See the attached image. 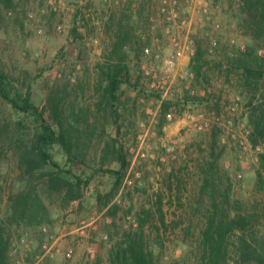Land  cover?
Returning a JSON list of instances; mask_svg holds the SVG:
<instances>
[{"label": "rangeland", "instance_id": "1", "mask_svg": "<svg viewBox=\"0 0 264 264\" xmlns=\"http://www.w3.org/2000/svg\"><path fill=\"white\" fill-rule=\"evenodd\" d=\"M177 1L138 0L135 6L130 0H12L7 7L0 0V69L31 92L50 123H55L50 98L59 104L66 123L74 117L85 129L90 121L88 130L79 134L87 154L75 171L94 173L82 199L70 204L58 194L50 195L42 179L34 180L32 186L47 210L37 212L32 222L22 220L12 213L11 198L31 185L2 134L0 225L8 230L9 264H111L115 244L124 234L139 231L142 223L157 264H197L210 194L215 192L206 185L207 171L217 173L219 201L232 185V193L248 205H264V195L257 190L264 147L256 148L249 140L250 95L242 73L229 69L232 58L227 53L236 40L246 48L259 47L264 56V32L244 12L243 0ZM258 2L254 0L252 13H258ZM139 6H145L151 20L145 17L133 24L135 32H155L145 45L134 43L124 53L138 89L123 85L120 118L115 120L110 107L101 104L102 66L119 59L118 53L110 57L116 30L132 20V13L136 16ZM208 32L219 41L214 52ZM174 40H193L195 53L200 42L209 64L204 77L197 78L191 66L195 54L188 52L179 60L167 87L176 96L172 100L183 102L173 106L169 122L162 126L166 96L151 87L153 79L142 66L166 78L164 61L175 51ZM143 46L161 58L144 57ZM188 96L201 100L186 105ZM238 98L240 107L234 110ZM219 116L223 124L214 123ZM0 117L2 124L14 119L1 97ZM206 120L212 125L209 130L202 128ZM114 141L124 145L129 163L118 186L111 175V169L120 166L111 148Z\"/></svg>", "mask_w": 264, "mask_h": 264}, {"label": "trees", "instance_id": "2", "mask_svg": "<svg viewBox=\"0 0 264 264\" xmlns=\"http://www.w3.org/2000/svg\"><path fill=\"white\" fill-rule=\"evenodd\" d=\"M5 6L11 7L12 0H2ZM259 1L258 13H252L254 0H243V10L247 16L252 17V24L264 32V3ZM136 16L132 13L127 25H119L116 30L118 35L116 43L111 48L110 57L118 53L119 59H114L102 66L103 96L101 104L110 107L115 120L120 118L121 91L123 85H138L132 83L131 70L124 63V48L132 44L141 45L139 32H135V25L146 17L145 6L136 10ZM151 15L146 18L151 20ZM123 23V22H122ZM134 30V31H133ZM259 34V32H258ZM254 39V38H253ZM255 40V39H254ZM219 49V47H218ZM217 49V50H218ZM228 67L237 69L242 73L244 86L250 99L247 103L249 110V125L251 132L249 140L254 147H264V56L260 55L259 47H249L245 51H236ZM123 53V54H122ZM114 58V57H113ZM209 64L204 57L201 43L197 42L196 53L192 59V71L197 78L204 77V68ZM145 92L146 91H142ZM0 97L12 110L14 119L2 124L0 117V140L3 133L6 134L11 149L17 157L19 167L25 177L28 189L21 190L18 195H13L12 213L22 220H30L40 210H47L44 201L41 200L36 187L32 186L34 180L40 178L50 195L62 196L65 204L82 199L85 187L89 185L92 176L87 173L75 171L77 161H83L86 157L85 149L80 143L79 134L83 127L80 121L74 117L67 123L63 113L59 110V104H53L50 98L51 110L55 123L46 119V109L40 108L33 102L32 94L25 87L17 83L10 75L0 69ZM157 99H161L158 95ZM192 99V100H191ZM201 98L186 97L184 104L192 102L196 104ZM182 100L166 99L162 101L161 124L165 126L168 115L172 114L173 106L177 107ZM173 118H176L174 115ZM31 127V129L29 128ZM83 133L90 127V121L84 124ZM87 133V132H86ZM111 146L119 162V170L111 169V175L116 179L118 186L123 173L129 165L125 147L121 142L114 141ZM61 156V159H59ZM261 169L257 177V190L264 195V151L260 154ZM39 175V176H37ZM217 173L206 172V185L214 186L215 192L220 188L217 181ZM210 194L211 207L206 217L205 226L201 232L200 252L197 264H264V205H248L232 193V185L229 186L224 201L218 200V193ZM259 207H262L261 209ZM261 211L262 214L259 213ZM260 225L261 228H258ZM8 230L4 224L0 225V264H9L7 257ZM155 249L145 237L144 225L134 233H126L112 249L111 264H157Z\"/></svg>", "mask_w": 264, "mask_h": 264}, {"label": "built area", "instance_id": "3", "mask_svg": "<svg viewBox=\"0 0 264 264\" xmlns=\"http://www.w3.org/2000/svg\"><path fill=\"white\" fill-rule=\"evenodd\" d=\"M119 1V0H117ZM122 1H127V0H122ZM133 1L135 3L138 2V0H130ZM168 1H165V3ZM175 4H178V1L175 0ZM175 10V9H174ZM178 16V13L175 12V18ZM182 23H186V20H183ZM63 27L59 26V30H62ZM155 31H152L151 34H143L141 32H139L137 35H139L141 42L146 43V41L148 40L147 38L154 34ZM206 36L209 38L210 41V51L214 52L218 49L219 47V41L217 39H215L210 32L206 33ZM95 42V41H94ZM97 42V41H96ZM194 44L195 42L192 40L191 42H186V43H181L178 40H174V48L175 51L164 61V73L166 74V78L165 77H160L158 76L156 73H153L154 71L152 69H149L147 67V64H143L142 66V72H144V74L153 79V82L151 84V87L155 90H162V92L164 93V95L166 96V99H175V94L170 91L169 86L168 85V81L167 78H169L171 76V74L176 70V68L179 65V60L185 56L188 52H191L192 54H195V49H194ZM142 45V43H141ZM150 46V45H149ZM149 46H143L141 49V53L144 57L146 58H150L152 56H155L157 59L161 58V55L158 53L156 55H153V50L151 47ZM231 46L232 49L230 51L231 56H234L237 52L236 51H245L246 47L244 45H239L237 44L236 40H232L231 41ZM125 52H129L130 48L129 47H125L124 48ZM78 69H81V64L77 65ZM240 99L238 98L235 102L236 105L233 106L234 110H239L240 107V103H239ZM168 116H171L170 114ZM223 119L222 117H215L214 118V123L216 124H223ZM211 122L206 120L205 122H203L202 128L204 130H209L211 128ZM235 139H237V136H234ZM243 143V142H242ZM239 178H242V175L239 174L238 175Z\"/></svg>", "mask_w": 264, "mask_h": 264}]
</instances>
